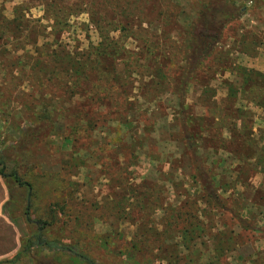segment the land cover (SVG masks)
Returning <instances> with one entry per match:
<instances>
[{"label":"rangeland","instance_id":"obj_1","mask_svg":"<svg viewBox=\"0 0 264 264\" xmlns=\"http://www.w3.org/2000/svg\"><path fill=\"white\" fill-rule=\"evenodd\" d=\"M205 1L0 0L4 172L21 131L52 125L4 182L20 240L29 206L95 264H264V0H232L245 12L187 76ZM15 264L84 263L39 247Z\"/></svg>","mask_w":264,"mask_h":264},{"label":"trees","instance_id":"obj_2","mask_svg":"<svg viewBox=\"0 0 264 264\" xmlns=\"http://www.w3.org/2000/svg\"><path fill=\"white\" fill-rule=\"evenodd\" d=\"M245 10V6L232 0H208L201 3L197 16L189 28L192 35V42L190 47L191 52L187 57V76L196 72L203 61L210 56L215 42L219 39L226 25L239 18ZM36 119L30 127L21 131L19 140L9 148L8 160L13 165L9 173L4 172V164L0 161V177L4 182L10 179L13 184H23L21 183L18 171L19 168H23L22 174L26 173L28 167L27 158L30 149L52 135V125L49 115L43 113L37 116ZM120 124L123 123L120 122ZM198 173L201 175V170ZM30 190L31 185L26 184L28 199ZM28 208L29 206L26 207L24 213L25 222L32 224L35 229L29 237L20 240L19 249L9 258L0 260V264H15L20 257L26 256L30 249L39 247L47 250H60L84 264H95L87 256L79 254L73 247H65L43 239L41 233L45 224L39 220H31Z\"/></svg>","mask_w":264,"mask_h":264},{"label":"crops","instance_id":"obj_3","mask_svg":"<svg viewBox=\"0 0 264 264\" xmlns=\"http://www.w3.org/2000/svg\"><path fill=\"white\" fill-rule=\"evenodd\" d=\"M7 198V189L3 179L0 177V260L13 255L20 244V233L16 231L15 225L3 211V205Z\"/></svg>","mask_w":264,"mask_h":264}]
</instances>
